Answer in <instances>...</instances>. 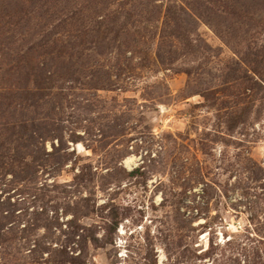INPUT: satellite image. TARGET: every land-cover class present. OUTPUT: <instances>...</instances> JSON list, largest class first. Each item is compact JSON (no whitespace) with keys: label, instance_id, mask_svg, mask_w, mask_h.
Segmentation results:
<instances>
[{"label":"rangeland","instance_id":"obj_1","mask_svg":"<svg viewBox=\"0 0 264 264\" xmlns=\"http://www.w3.org/2000/svg\"><path fill=\"white\" fill-rule=\"evenodd\" d=\"M0 264H264V0H0Z\"/></svg>","mask_w":264,"mask_h":264},{"label":"bare ground","instance_id":"obj_2","mask_svg":"<svg viewBox=\"0 0 264 264\" xmlns=\"http://www.w3.org/2000/svg\"><path fill=\"white\" fill-rule=\"evenodd\" d=\"M132 161V157H127L124 161L126 165H129V163Z\"/></svg>","mask_w":264,"mask_h":264}]
</instances>
